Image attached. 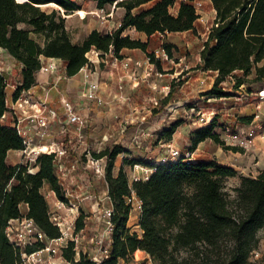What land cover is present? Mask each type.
<instances>
[{
	"label": "trees",
	"instance_id": "16d2710c",
	"mask_svg": "<svg viewBox=\"0 0 264 264\" xmlns=\"http://www.w3.org/2000/svg\"><path fill=\"white\" fill-rule=\"evenodd\" d=\"M193 1H180L176 13L171 14L175 0H98V9L114 4L125 10L120 26L107 34L94 29L81 43H73L60 13L78 11L74 0H0V48L22 68L13 100L35 86L41 57L64 61V75L72 78L88 63L86 55L91 50L117 59L123 58L124 49L146 52V43L122 36L128 28L147 37L194 31L199 15ZM210 2L215 17L196 68L216 73L204 96L221 99L228 96L222 87L228 78L235 79L233 89L264 81V0ZM45 5H55L57 9L47 12L42 9ZM31 35L41 36L42 44ZM163 48L171 56L172 45ZM147 56L161 71L159 60L153 54ZM6 87L0 74V264H20L21 250L5 234L9 221L25 217L32 220L45 242L57 239L61 236L60 229L50 219L41 190L47 186L58 200L64 203L68 200L56 172L55 154H40L31 164L7 165L8 152L24 150L25 145L15 127L2 124L7 111ZM171 96L170 91L159 101V107L164 109ZM250 119L241 120L250 122ZM216 121L214 117L209 125L190 133L187 153L192 154L207 140L225 151L241 152L214 132ZM181 124L182 121H176L165 127L158 133V142H170ZM126 152L117 144L93 155L94 159L107 160L105 182L111 203V233L106 256L95 262L82 252L77 255L69 241L62 249L66 260L72 264L128 263L134 253L141 251L154 264H254L258 235L264 232V169L255 177L239 176L236 170L214 160L191 162L190 157L183 156L177 161L144 163L152 169L151 174L146 180L129 183L123 167L113 174L115 159ZM138 162L123 160L129 166ZM235 177H239V184L230 197L223 190L222 180ZM132 194L141 202L140 234L128 226L132 204L126 199ZM84 218L81 213L76 219L75 232L84 229ZM44 246L39 241L27 246L25 252L31 254Z\"/></svg>",
	"mask_w": 264,
	"mask_h": 264
},
{
	"label": "rangeland",
	"instance_id": "374dc122",
	"mask_svg": "<svg viewBox=\"0 0 264 264\" xmlns=\"http://www.w3.org/2000/svg\"><path fill=\"white\" fill-rule=\"evenodd\" d=\"M74 1L78 6V11H75L72 14L60 13V15L62 14L61 17L65 19V28L73 43H81L88 33L94 29L103 34L113 33L120 26L125 14V10L122 7H117L114 4H105L102 9H98V0ZM180 1L181 0H175V6L170 9L171 14L176 13ZM192 4L199 15V18L195 23L194 31L186 33L155 34L147 37L142 33H138L133 28H128L122 33V36H129L131 39L140 40L141 42L144 41L143 43L147 44L146 52L137 50L138 53L143 52L144 56L142 58L138 59L132 56L123 55L122 59H118L121 61H115L110 56H100L96 60V56L91 55L90 57L93 60V64H89L87 69L92 71V76L87 80L89 82H95L98 86L96 99H88L84 96V71H81L78 91L79 98L94 102L99 114H104L106 111L110 112V106L106 102L103 92V86L105 83L103 75L107 69L112 74H116V72H120V70H122L125 75H128L131 72L132 76L136 74V70L138 69L141 70L142 75L140 81L148 82L144 84L146 88L143 89V94L140 96L147 104L145 105L144 110H138L136 114H139L138 116H140L144 111L143 113L145 116L143 118L140 117L139 120H132L133 118L127 120L121 117L119 118L118 116H112L113 120L111 122L112 125L110 126H113L116 129H114V131L110 130L108 134L96 138L91 136L92 130L89 126L90 118L93 117L92 112H89L88 114L85 112V114L81 115L86 119V126L80 131H78L74 125H68L72 126L74 131H70V129H67L65 126V130L61 134L60 140L57 141L59 143L55 142L56 144L64 142L68 147L72 144L76 146V148L78 147L77 149L74 148L76 156L73 155L74 152H70V156L74 157L77 161L78 169L75 166L76 164H73L70 169L82 172L83 177L88 181L86 186L91 187L90 189L92 192L98 197L90 195L76 197L72 192V189L74 188L71 185L67 186L66 189L64 188L65 196L68 200L67 203L58 200L54 193H49L51 191H49L47 186H44L41 192L48 203L51 221L56 225H64L65 229H68V232H72V228L75 226V221L81 213L84 217H88V219L84 218V226L85 223L86 226L81 234L82 241L78 246V251L87 254L90 257L95 256L99 257V259L104 258L108 252L110 244V233L108 232L110 230L105 217L106 210L110 209V207L109 200L104 196L105 166L107 160L106 158L94 159V154L117 144L121 145L126 151L127 149H131L134 152L130 153L127 151L126 153L120 154L115 159L113 174L116 175L119 168L123 167L129 183H132L135 180H146L149 176L148 170L150 168L144 163H149L150 161L144 162L143 160L147 157H151L154 160V158L161 153L164 154V156L167 155V143L158 142L157 140L158 133L164 130L165 127L176 121H182V124L177 130L180 132V137H183L186 136L191 129L197 130L199 127L202 128L209 125L212 119L216 117V122L221 125V129H217V131L221 133V136L226 134L225 136L227 139H225V141L232 142L230 136L235 133L231 134L232 131L230 127L235 119L238 120L239 115H241L240 113H242L240 111L246 108L249 104L256 102L260 103V100H258L259 98L257 99L256 93H253L255 99L244 100L242 104H240L241 101L237 102L239 96L250 93V90L246 88V85L245 87L237 89V91L233 93L235 79L232 78H228L226 82L222 84L225 92L229 93L227 94V97H224L223 99H214L204 96V93L206 92H203V90L209 86L212 87L215 77L214 74L203 72L196 67L199 64V52L213 23L215 13L210 0H194ZM42 9L49 12L51 9L57 8L54 5H45ZM31 37L42 44L41 36L31 35ZM167 44L172 45L171 56H167L163 48L164 45ZM156 52H158L159 55L158 65L161 68V71L157 70L158 75L151 74L150 77H154V80H157L159 83L156 81H154L156 83H153V79L146 77L147 65L144 63L146 58H149L147 56L148 54H155ZM1 60V68H6L8 65L5 59L1 58ZM125 61H129L130 63V66L127 69H123L121 66L122 62L124 63ZM57 72L58 76L61 77L62 74L60 73V68H58ZM124 74H121L118 77V82L115 87L117 98L125 103L124 100L128 102V99L124 98L125 96L123 97L126 88L125 78L123 79ZM236 75H240V73H237ZM16 76L17 72L13 71V81L10 85H18V79ZM140 81H138L137 88L140 87ZM130 85L133 87V84ZM10 90H12V88H10ZM148 91L150 92L148 93ZM170 91L172 92V96L167 101L166 107H164V109L160 108L158 104L159 101L165 98ZM130 96L132 95H127L129 99H131ZM68 100L74 103L70 98ZM126 104L127 103L123 104V106L126 107ZM105 108L107 109L105 110ZM156 119H158V121ZM155 122L158 124L156 125ZM224 127L227 128L225 129ZM93 129L96 130V126H93ZM70 134L76 135L77 144L75 142L68 144V140L70 139L68 138V135ZM229 134L231 135L229 136ZM65 137H67L66 141L64 140ZM233 143L234 142H232V144ZM234 145L246 150L239 144L234 143ZM250 147L251 144L247 149ZM218 148V145L214 144L212 141H207L205 144H202L199 147L197 146L189 159L191 162L214 160L219 164L224 157V154L227 153L225 150H218ZM151 149H155L154 156L151 154ZM177 150L180 152L181 157H186L185 154L188 151V146H181ZM62 159L59 161L58 165L56 164V172L59 178H62V172L65 170L59 166ZM91 159L93 160V163L90 162ZM124 159H136L139 162L134 166H129L124 165ZM253 176L254 174L249 172V177ZM238 178L239 177L226 178L222 180L223 190L226 191L230 197L234 196L232 189L236 186ZM93 206L95 207V210H93ZM22 210L25 211V207H23ZM139 212L140 211L136 206H132L128 222V225H130V227L138 234H140V230L138 227L135 229V226H138ZM96 213L97 215L95 216ZM94 219H98L96 224L99 227V233H93L95 235H92L88 232V229L92 228L91 225ZM258 236L260 240L258 247L259 256L257 258H252V261L254 264H264V232H260ZM119 264L154 263L150 260L148 255L137 252L133 254L132 259L128 263L121 261Z\"/></svg>",
	"mask_w": 264,
	"mask_h": 264
},
{
	"label": "crops",
	"instance_id": "0c3cea01",
	"mask_svg": "<svg viewBox=\"0 0 264 264\" xmlns=\"http://www.w3.org/2000/svg\"><path fill=\"white\" fill-rule=\"evenodd\" d=\"M215 13V11H214ZM186 33V32H183ZM144 42V41H142ZM0 60L5 59L8 66L3 67L2 69V75L5 78L7 87H6V102H7V111L4 114L2 118V124L7 127H14L15 124L19 126L20 130L22 131V134L26 137H32L33 143L31 145V148H40L43 147L44 149L46 147H49L51 144L59 143L57 142L61 138V134L63 131V125L66 124V115L64 114V111L61 107V97L70 98L74 103L75 109L80 114H85V112L88 114L89 112H92V118H90V129L92 130V137H100L104 136L105 134H108L110 130L116 129L112 125V116H118L119 118L124 119H132V120H139V118H143L144 111L140 116L136 115L138 110H144L145 105L147 104L140 96L143 94V89L146 88L144 85L146 82H141V70H136L135 75H125L122 70L120 72H116V74H112L107 69L106 72H104L103 78H104V86H103V92H104V98L106 99V102L110 106V112L106 111L104 114H99L97 110V106L94 102H90L87 100L80 99L79 97V83L81 78V70L72 78H67L64 75V69H65V62L60 59H54V58H45L41 57V68L45 67L49 63H55L60 68V73L62 76H58V72H52L45 70H39L36 74V84L32 88L26 91L24 94V97H26L28 104L24 105V111L22 112L20 109L17 108V104L13 100V90H10V83L13 81V71L17 72V79H18V85L20 83L21 78V65L11 56H9L3 49L0 48ZM122 56H132L135 58H142L144 56L143 52L138 53L137 50H128L124 49L121 51ZM2 62V60H1ZM3 64V63H2ZM199 64H200V57H199ZM3 66V65H2ZM15 69V70H14ZM106 69V68H105ZM204 72V71H203ZM208 72V71H206ZM214 74V77H216V73L210 72ZM124 74L123 79L125 78L126 88H125V94H123V97L128 99L125 103L126 107L123 106L125 104L122 100L118 99L116 96V84L118 82V77L120 75ZM151 78V77H150ZM153 83H159L157 80H154L155 78L152 77ZM215 79V78H214ZM231 79V78H230ZM138 81H140V87L137 88ZM156 81V82H154ZM148 83V82H147ZM152 83V84H153ZM130 84H133V87H131ZM250 84V85H248ZM154 85V84H153ZM156 85V84H155ZM247 85V89L250 90V93H256L257 99L260 100V103H253L246 106V108L242 109L240 112L241 115H239L238 120H234L231 128V134L236 133L237 131L243 132L245 134L249 133V131L254 132V137L252 140L251 147L244 150L241 149V147L232 144L230 141H225L227 137L225 135L221 136V133L217 131V129L220 128V123H217V127L214 129V132L217 134H220L221 139H223L227 145L238 147L241 149V152H232V151H226L227 154H224V157L219 162L220 165L226 166L229 168H232L236 170L239 174V176H249V172L253 173L254 176H257L259 171L264 169V139L260 136V133L264 131V81L258 82V83H246L242 85L240 88L245 87ZM136 86V87H135ZM160 86V84H159ZM131 88V89H130ZM134 88V89H132ZM210 86L203 90V92H207L210 90ZM237 91V89H234L232 91L233 93ZM150 91H148L149 93ZM231 92V93H232ZM230 93V94H231ZM232 93V94H233ZM132 95L127 97V95ZM229 94V93H227ZM115 95V96H114ZM123 99V98H122ZM101 104V103H99ZM41 109L45 111L44 115H48V111L52 110L56 112V118L52 119V121H49L46 128V135L42 138H39L37 136L38 127L36 125V120L34 119V115L36 114L37 109ZM108 108V107H107ZM105 108V110L107 109ZM134 111V112H133ZM136 112V113H135ZM242 118H251L250 122L242 121ZM158 121V119H156ZM156 125L158 124L155 122ZM93 126H96V130L93 129ZM67 129H70V131H74L72 126L66 125ZM200 128V127H199ZM225 129L227 127H224ZM193 129L189 130V133H191ZM179 130H176V132L173 134L172 140L170 143L173 148H179L181 146H188L189 145V133L186 134V136H181L179 134ZM229 134V136L231 135ZM72 143L77 144V137L76 135H68ZM67 137L64 138L66 141ZM63 140V141H64ZM210 141V140H207ZM207 141L200 143L198 145L201 146L202 144H205ZM218 150L222 151L223 149L218 146ZM73 148V149H72ZM76 146L73 144L69 148V155L64 157L62 159V162L60 164L61 168H64L65 170L62 172V178H60V181L63 185V187L66 189L67 186L71 185L74 189H72L73 194H75L76 197L79 196H85L90 195L94 197L96 196L95 193L92 192L90 189L91 187L86 186L88 181L83 177L82 172L79 170H71L73 164H76L75 166L78 169L77 161L74 157L70 156V152H74ZM78 148V147H77ZM76 148V149H77ZM154 150L151 149V154L154 156ZM128 152L132 153L131 149H127ZM147 151V150H146ZM219 153V152H218ZM158 154V153H157ZM76 156L75 152L73 154ZM164 154H159L154 160L151 157L145 158L143 161L147 162L150 161L152 164H159L160 161L163 159ZM23 161V156L20 153V151H9L6 158V163L8 166H15L17 164H20ZM251 168V169H250ZM236 186L239 184V178L237 179ZM52 193V192H49ZM105 198L108 199L107 196V185L105 182V192H104ZM85 199V198H84ZM109 200V199H108ZM109 207L111 208V203L109 201ZM93 210H95V207L93 206ZM95 212V211H94ZM97 213L95 214V216ZM85 219H88V217ZM98 219H94L92 222V228L88 229V232L92 235H95L96 233H99L98 231V225L96 224V221ZM94 225V226H93ZM86 226V223H85ZM130 227V225H128ZM138 226H135V229ZM95 233V234H93ZM140 254H145L141 251H139ZM146 255V254H145ZM151 260V259H150Z\"/></svg>",
	"mask_w": 264,
	"mask_h": 264
},
{
	"label": "built area",
	"instance_id": "2783aa9c",
	"mask_svg": "<svg viewBox=\"0 0 264 264\" xmlns=\"http://www.w3.org/2000/svg\"><path fill=\"white\" fill-rule=\"evenodd\" d=\"M181 1H187V0H181ZM91 55L96 56V60L101 56L99 52L95 50H91L89 53H87L86 57L88 60V63L81 69V71H84V80L83 84L85 85V92L84 96L87 97L88 99H96V91L98 89L97 84L94 82H89L87 79L92 76V71L87 69V66L89 64H93V60L91 59ZM154 55V58L159 60V55L158 52H156ZM110 56L113 58L112 55H105ZM115 61H121L118 60L117 58H113ZM144 63L147 65V71H146V77H150L151 74L158 75L157 74V68L154 63L150 61V58H146ZM129 61H125L124 63L122 62V68L127 69L129 65ZM139 65V63H138ZM59 66L55 63H49L43 68H40V70H45L49 71L50 73L52 72H57ZM2 68L0 65V74H2ZM88 83V84H86ZM10 88H12L13 91L16 90L17 86L10 85ZM223 90H225L223 88ZM26 91H22L18 98L15 100V103L17 104V108L20 109L22 112L24 111V105L28 104V101L26 97H24V94ZM241 95V94H240ZM246 97V98H245ZM255 99L253 97V93H247L245 95L239 96L237 98V102L241 101L240 104H242L248 99ZM223 99V98H221ZM61 107L64 111V114L66 115V125H74L78 131H80L82 128L86 126V119L83 117L74 107L73 103L69 101L66 98H61L60 100ZM45 111L41 110L40 108L37 109L36 114L33 116L34 119L36 120V125L38 127L37 131V136L39 138H42L46 135V128L48 124L50 123L49 121H52V119L56 118V112L49 110L48 115H44ZM65 126L63 125V131L65 130ZM18 132V134L21 136L23 139V144L25 145L24 150H20V153L23 156V161L21 164H31L33 163L36 158L40 154H55V164H59V161L66 157L69 153V148L67 145L64 144V142L60 144H51L49 147H46L45 149L43 147L38 148H31V145L33 143V138L32 137H26L25 135L22 134V131L20 130L19 126L15 124L14 126ZM263 134V135H262ZM260 133L261 137L264 139V132ZM254 132L249 131V133L245 134L243 132H236L235 134H232L230 136V140L236 144H239L243 148L247 149V147L252 144V140L254 137ZM68 144H72L71 140H68ZM167 148V155L163 157V159L160 161L166 162V161H177L178 159L181 158L180 152L173 148L171 144H166ZM192 154H189L186 152L185 156L190 157ZM97 161V160H94ZM93 163V160L91 159L90 161ZM60 166V165H59ZM61 167V166H60ZM74 167V166H73ZM149 175L152 172V169L150 168L148 170ZM127 202L131 203L132 206H136V208L140 211L141 209V202L134 196V194L131 195L130 198L126 199ZM111 213V209L106 210V223L108 225V228L111 233V223L109 221V216ZM60 229L61 236L57 239L49 240V241H44V238L42 234L37 230L35 225L33 224L32 220L27 219L25 217H22L20 219H14L9 221L7 227L5 228V234L6 237L10 240L11 243H13L16 247H18L21 250V263L20 264H72L70 261L66 260L63 255H62V249L67 245V243L70 241L74 244V251L78 255L80 251H78V246L82 241V231L75 232V226L72 228V232H68V229L64 227L62 224L57 225ZM107 228V230H108ZM44 242L45 246L44 248L33 252L31 254H27L25 252V248L27 246H32L33 244L37 242ZM259 256V252L255 251L253 253V257L257 258ZM90 257V256H89ZM93 261L99 262L101 259L99 257H90Z\"/></svg>",
	"mask_w": 264,
	"mask_h": 264
},
{
	"label": "water",
	"instance_id": "95a60500",
	"mask_svg": "<svg viewBox=\"0 0 264 264\" xmlns=\"http://www.w3.org/2000/svg\"><path fill=\"white\" fill-rule=\"evenodd\" d=\"M55 6V5H54Z\"/></svg>",
	"mask_w": 264,
	"mask_h": 264
}]
</instances>
